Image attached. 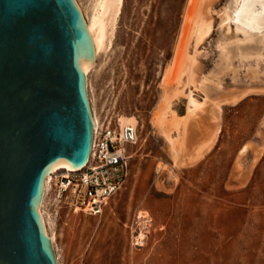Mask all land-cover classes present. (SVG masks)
Listing matches in <instances>:
<instances>
[{
	"label": "rangeland",
	"instance_id": "rangeland-1",
	"mask_svg": "<svg viewBox=\"0 0 264 264\" xmlns=\"http://www.w3.org/2000/svg\"><path fill=\"white\" fill-rule=\"evenodd\" d=\"M76 1L90 13L93 0ZM231 1L213 3V31L195 55L197 78L217 79L212 96L238 88L252 94L223 106L217 144L203 160L175 167L152 120L169 88L164 75L176 62L190 0H123L110 44L87 76V89L98 119L138 121L132 176L100 217L44 208L58 264H264V57L257 65L254 58L234 55L226 66L221 24ZM230 27V38H244L232 22ZM183 80L175 105L179 116L187 109L181 91L189 86ZM194 95L205 96L197 90ZM200 117L209 119L208 106ZM198 135L197 124L191 125L190 138ZM256 145L262 146L259 156ZM144 210L153 216L154 230L138 248L131 244L129 224Z\"/></svg>",
	"mask_w": 264,
	"mask_h": 264
},
{
	"label": "water",
	"instance_id": "water-1",
	"mask_svg": "<svg viewBox=\"0 0 264 264\" xmlns=\"http://www.w3.org/2000/svg\"><path fill=\"white\" fill-rule=\"evenodd\" d=\"M95 57L76 0H0V264H58L39 207L54 166L88 161Z\"/></svg>",
	"mask_w": 264,
	"mask_h": 264
},
{
	"label": "bare ground",
	"instance_id": "bare-ground-1",
	"mask_svg": "<svg viewBox=\"0 0 264 264\" xmlns=\"http://www.w3.org/2000/svg\"><path fill=\"white\" fill-rule=\"evenodd\" d=\"M215 1L190 0L176 62L167 67L164 75L165 83L169 85V88H166L162 93L158 110L152 120L156 131L164 137L168 144L169 153L175 167L195 165L214 149L221 132L220 121L223 106L237 103L247 93V90L242 89L233 91L234 94L232 95H230V92L227 95L212 96V85L219 86L217 79H211L212 77L197 78L199 63L195 55L198 46L213 31L212 12ZM122 5L123 0H93L90 13L84 14L82 11L96 53L92 66L85 74L86 78L95 67L97 58L110 44L114 25L121 12ZM78 6L80 7L79 3ZM194 11L196 12L192 21L193 28L189 35L187 34L188 23ZM231 22L235 25L236 31L244 35V38L229 37ZM221 29L225 33L221 50L227 67L231 66L234 55L242 59L254 58V61L259 65L262 57H264V46L260 45L264 37V0H232L226 7L225 16L222 17ZM187 45H192L194 52L188 53ZM182 52L184 55H182ZM183 78L189 86L186 92L181 91L182 94L184 93L187 96V109L184 116H179L175 105L180 93L179 83L182 82ZM196 90L205 94L201 100L195 97L194 92ZM207 106L209 107V119L205 120L200 117V113ZM92 115L94 123L98 122L99 119L93 110ZM120 121L127 123L123 120ZM193 124H197L199 128L197 138H190V128ZM246 148H248V145L243 147V149ZM66 169L71 170L72 168L62 163L51 169V172L45 178L44 194L52 174ZM44 194L39 210L46 225V232L53 243L55 238L48 231V220L44 210Z\"/></svg>",
	"mask_w": 264,
	"mask_h": 264
},
{
	"label": "built area",
	"instance_id": "built-area-1",
	"mask_svg": "<svg viewBox=\"0 0 264 264\" xmlns=\"http://www.w3.org/2000/svg\"><path fill=\"white\" fill-rule=\"evenodd\" d=\"M140 141L139 123H122L120 116L95 122L91 152L79 169L52 174L44 194V208L65 210L69 214L102 216L105 208L132 176L133 150ZM157 175L161 174L159 164ZM131 244L143 247L152 230L154 218L139 211L129 224Z\"/></svg>",
	"mask_w": 264,
	"mask_h": 264
},
{
	"label": "crops",
	"instance_id": "crops-1",
	"mask_svg": "<svg viewBox=\"0 0 264 264\" xmlns=\"http://www.w3.org/2000/svg\"><path fill=\"white\" fill-rule=\"evenodd\" d=\"M239 89H244V88H238ZM234 91V90H232ZM235 92V91H234ZM234 92H231L230 95L234 94ZM252 93L251 92H248L246 94L243 95V97L240 98V100L237 101V103H234V104H225L224 106L226 105H231V106H234V105H238L244 98H246L247 96L251 95ZM255 151H256V156H259L261 153H262V146L261 145H256L255 146ZM260 151V152H259ZM200 162V161H199ZM198 162V163H199Z\"/></svg>",
	"mask_w": 264,
	"mask_h": 264
}]
</instances>
